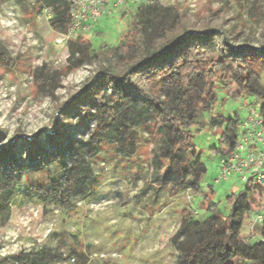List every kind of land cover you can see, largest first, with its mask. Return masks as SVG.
Listing matches in <instances>:
<instances>
[{
	"label": "trees",
	"instance_id": "trees-1",
	"mask_svg": "<svg viewBox=\"0 0 264 264\" xmlns=\"http://www.w3.org/2000/svg\"><path fill=\"white\" fill-rule=\"evenodd\" d=\"M243 1L252 3L250 13L264 18V0ZM71 8V0H32L30 6L35 16L50 11V25L62 32L71 26ZM233 42L228 31H193L174 7L153 3L136 10L130 30L115 46L94 50L83 34L66 38V71L83 65H95L96 71L55 113L81 119L85 132L76 138L64 126H55L44 141L33 137L25 142L24 156L15 152V144L0 148V226L7 224L13 208L32 200L75 213L77 203L94 193L99 174L93 163L103 147H111L118 157L135 158L143 133L156 144L149 162L152 182L169 198L197 188L206 167L194 140L218 91L237 89L243 99L261 100L259 113L264 117V87L259 84L264 53ZM7 59L0 44V63ZM60 75L41 66L33 69L31 78L39 90L53 96ZM208 125L219 132L218 144L210 151L220 161L224 149L235 148L240 121L219 116ZM243 184L238 195L227 197V215L212 211V192L203 193L202 207L211 215L201 221L181 220L170 239L175 264H264V223L258 224V241L242 237L245 222L258 209L253 202L259 199L249 181ZM70 259L85 262L75 249L62 255L43 245L0 256V264H70Z\"/></svg>",
	"mask_w": 264,
	"mask_h": 264
},
{
	"label": "rangeland",
	"instance_id": "rangeland-1",
	"mask_svg": "<svg viewBox=\"0 0 264 264\" xmlns=\"http://www.w3.org/2000/svg\"><path fill=\"white\" fill-rule=\"evenodd\" d=\"M31 3L32 0H0V44L8 57L0 63V148L15 144V152L23 156L25 142L33 137L44 141L55 126H64L76 138L83 135L86 125L81 119L56 114L55 109L96 71L95 65L66 71L67 32L50 25V11L35 16ZM151 3L174 7L193 31L225 30L234 37L235 46L246 44L264 53V18L258 12L250 13L252 3L243 0H137L104 15L97 26L83 34L84 38L94 50L117 45L130 30L136 10ZM41 66L47 73H61L53 96L39 90L31 78L33 69ZM259 84L264 87V69ZM262 104L257 98L243 99L237 89L228 94L218 91L204 116L206 125L194 140L206 173L197 188L173 198L152 182L149 162L156 149L153 139L143 133L138 154L132 159L118 157L111 147L104 146L93 163L99 177L92 197L77 203L72 214L43 207L33 200L13 208L7 224L0 226V256L48 245L62 255L75 249L82 253L84 264H175L176 253L170 239L181 220L201 221L211 215L202 207L203 193L212 192V211L227 215V197L244 189L236 175L215 183L219 156L210 149L217 146L219 132L208 125L210 118L236 117L241 126L250 109L260 112ZM255 192L258 197L260 193ZM259 205L256 198L253 207ZM260 233L261 225L253 224L248 217L242 230L244 240L256 242ZM71 259L70 264H74Z\"/></svg>",
	"mask_w": 264,
	"mask_h": 264
},
{
	"label": "built area",
	"instance_id": "built-area-1",
	"mask_svg": "<svg viewBox=\"0 0 264 264\" xmlns=\"http://www.w3.org/2000/svg\"><path fill=\"white\" fill-rule=\"evenodd\" d=\"M71 26L64 40L91 31L104 15H109L137 0H71ZM236 175L241 183L250 182L257 190L260 205L254 212L253 224L264 223V117L251 108L241 123L237 144L232 151L224 149L219 161V174L215 183Z\"/></svg>",
	"mask_w": 264,
	"mask_h": 264
},
{
	"label": "crops",
	"instance_id": "crops-1",
	"mask_svg": "<svg viewBox=\"0 0 264 264\" xmlns=\"http://www.w3.org/2000/svg\"><path fill=\"white\" fill-rule=\"evenodd\" d=\"M98 24H99V22H98ZM95 26H97V25H95ZM95 26H94V27H95Z\"/></svg>",
	"mask_w": 264,
	"mask_h": 264
}]
</instances>
